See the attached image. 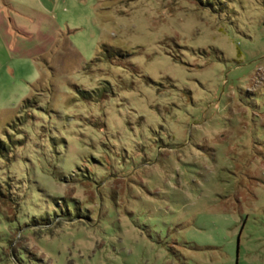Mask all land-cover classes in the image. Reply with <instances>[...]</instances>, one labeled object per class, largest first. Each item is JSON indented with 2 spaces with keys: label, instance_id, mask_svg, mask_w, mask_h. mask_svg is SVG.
I'll return each instance as SVG.
<instances>
[{
  "label": "rangeland",
  "instance_id": "rangeland-1",
  "mask_svg": "<svg viewBox=\"0 0 264 264\" xmlns=\"http://www.w3.org/2000/svg\"><path fill=\"white\" fill-rule=\"evenodd\" d=\"M9 136L0 264H264V0H0Z\"/></svg>",
  "mask_w": 264,
  "mask_h": 264
},
{
  "label": "trees",
  "instance_id": "trees-1",
  "mask_svg": "<svg viewBox=\"0 0 264 264\" xmlns=\"http://www.w3.org/2000/svg\"><path fill=\"white\" fill-rule=\"evenodd\" d=\"M28 103V102H27ZM20 141H16V143H19ZM14 142L10 140V136L8 137V141L4 142L0 140V158L4 157V161L8 159V154L10 151L14 148ZM20 144V143H19Z\"/></svg>",
  "mask_w": 264,
  "mask_h": 264
},
{
  "label": "crops",
  "instance_id": "crops-1",
  "mask_svg": "<svg viewBox=\"0 0 264 264\" xmlns=\"http://www.w3.org/2000/svg\"><path fill=\"white\" fill-rule=\"evenodd\" d=\"M5 30H6V29H5ZM5 32H6V31H5ZM5 32H4V33H5Z\"/></svg>",
  "mask_w": 264,
  "mask_h": 264
}]
</instances>
